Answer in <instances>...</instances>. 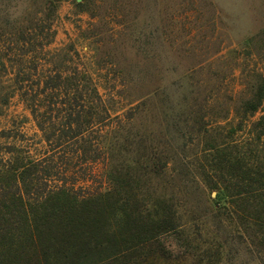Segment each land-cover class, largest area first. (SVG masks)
Returning <instances> with one entry per match:
<instances>
[{
	"label": "rangeland",
	"instance_id": "rangeland-1",
	"mask_svg": "<svg viewBox=\"0 0 264 264\" xmlns=\"http://www.w3.org/2000/svg\"><path fill=\"white\" fill-rule=\"evenodd\" d=\"M263 32L264 0H0V172L53 155L55 141L47 137L65 135L79 113L82 128L71 127L81 132L79 144L57 151L55 163L64 168L73 157L68 182L94 172L83 185L104 191L107 143L113 166L127 165L136 157L135 143L162 131V112L177 108L191 85L221 89L213 113L234 109L223 95L238 97L252 73L264 74V44H248ZM69 88L71 96L76 89L83 94L82 106L62 103ZM243 122L233 112L217 123L227 135L242 124L234 139L243 151L263 156L264 103ZM72 147L82 149L65 154ZM175 238L168 255H156L152 264H199ZM233 264L256 263L246 254Z\"/></svg>",
	"mask_w": 264,
	"mask_h": 264
},
{
	"label": "trees",
	"instance_id": "trees-1",
	"mask_svg": "<svg viewBox=\"0 0 264 264\" xmlns=\"http://www.w3.org/2000/svg\"><path fill=\"white\" fill-rule=\"evenodd\" d=\"M254 43L264 44V32L248 40ZM192 70L196 74L202 66ZM249 77L238 97L223 95L235 105L219 114L211 102L220 99L221 89L191 85L177 108L162 112V131L135 143L136 157L127 165L113 166L112 143H107L104 191L83 185L94 172L68 182L74 175L73 157L64 168L55 163L57 151L79 144L81 132L71 128L83 126L78 112L77 119L66 123L69 132L47 137L48 143L55 141L53 155L1 169L0 264H152L156 255H168L174 236L176 245L199 264H233L246 254L264 264V155L252 156L234 139L242 124L227 135V128L217 123L233 112L243 122L261 109L264 74ZM57 79L64 84L61 75ZM72 89L62 103L82 106L85 97L77 89L71 96ZM81 149L72 147L65 154ZM65 154L58 159L63 161ZM207 191L216 197L207 198Z\"/></svg>",
	"mask_w": 264,
	"mask_h": 264
}]
</instances>
